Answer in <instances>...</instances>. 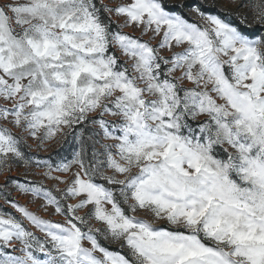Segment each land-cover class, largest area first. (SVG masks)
I'll list each match as a JSON object with an SVG mask.
<instances>
[{
    "label": "snow or ice",
    "instance_id": "snow-or-ice-1",
    "mask_svg": "<svg viewBox=\"0 0 264 264\" xmlns=\"http://www.w3.org/2000/svg\"><path fill=\"white\" fill-rule=\"evenodd\" d=\"M0 264H264V0H0Z\"/></svg>",
    "mask_w": 264,
    "mask_h": 264
},
{
    "label": "rangeland",
    "instance_id": "rangeland-1",
    "mask_svg": "<svg viewBox=\"0 0 264 264\" xmlns=\"http://www.w3.org/2000/svg\"><path fill=\"white\" fill-rule=\"evenodd\" d=\"M167 1V3H169V4H171V3H174V2H177V0H166ZM42 155H46V153H41ZM14 174V173H13ZM17 199H18V202L19 203H21V204H24V203H26V200L24 199V198H21V197H17ZM34 207V206H33ZM3 210L4 211H8V212H13L14 210H12L10 207H8V206H6V205H4L3 206ZM38 235H39V233H37ZM117 247L118 246H116V245H112L111 246V248L112 249H117Z\"/></svg>",
    "mask_w": 264,
    "mask_h": 264
},
{
    "label": "trees",
    "instance_id": "trees-1",
    "mask_svg": "<svg viewBox=\"0 0 264 264\" xmlns=\"http://www.w3.org/2000/svg\"><path fill=\"white\" fill-rule=\"evenodd\" d=\"M166 3H167V1H166Z\"/></svg>",
    "mask_w": 264,
    "mask_h": 264
}]
</instances>
